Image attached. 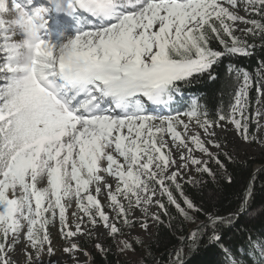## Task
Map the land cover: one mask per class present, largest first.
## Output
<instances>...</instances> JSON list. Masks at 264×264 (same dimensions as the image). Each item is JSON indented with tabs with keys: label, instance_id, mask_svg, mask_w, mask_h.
<instances>
[{
	"label": "snow or ice",
	"instance_id": "6c2138e0",
	"mask_svg": "<svg viewBox=\"0 0 264 264\" xmlns=\"http://www.w3.org/2000/svg\"><path fill=\"white\" fill-rule=\"evenodd\" d=\"M257 40L264 50V0H0V264H14L9 253L21 242L25 264H44L45 248L54 254L48 226L57 218L66 240L102 225L122 254L135 253L133 242L117 236L137 224L147 231L149 220L164 224L168 206L195 227L167 264H186L202 245L220 248L224 264H264V235L236 249L223 243L224 230L249 210L251 184L237 210L221 215L198 206L179 182L193 168L215 180L210 162L227 175L206 146L221 144L192 132L193 121L208 137L227 121L245 142L255 141L248 126L264 119V59L252 73L233 58H251ZM225 61L227 111L211 121L196 95L182 110L185 90L217 81ZM252 103L259 107L250 114ZM73 203L75 230L67 219ZM153 206L160 211L150 212ZM63 251L75 259L82 249L71 243Z\"/></svg>",
	"mask_w": 264,
	"mask_h": 264
},
{
	"label": "trees",
	"instance_id": "16d2710c",
	"mask_svg": "<svg viewBox=\"0 0 264 264\" xmlns=\"http://www.w3.org/2000/svg\"><path fill=\"white\" fill-rule=\"evenodd\" d=\"M255 43L257 44L256 52L251 58H233L234 63L252 73H255L258 61L264 59V50L261 49L259 40ZM213 47H218V45L213 42ZM227 64L228 61H225V64L217 67V81H201L194 87L186 89L183 108L187 107L189 97L196 95L200 98V102L206 106L208 118L213 122L218 121V110L223 108L227 111L231 98L229 91H225L223 96L221 95ZM250 97L252 101H255V87L250 93ZM254 106L255 103H252L249 108L250 114L253 113ZM217 153L225 164L227 175L222 170H218L214 162H210V168L216 172L215 180L207 174L199 173L196 179L198 183L195 186L187 182L182 184L185 193L198 206L202 205L221 215L236 211L246 189L250 184L252 185V197L249 201L248 212L240 216L235 226L231 229H225L222 233L223 243L236 249L245 242L246 237L257 238L264 235V157L242 162L237 160L230 151L221 149ZM228 157L231 159L229 160ZM228 176L231 177V183H228ZM253 177H255L254 180ZM176 195L179 197L178 193ZM159 211L158 209L157 212ZM168 211L169 216L161 214L164 224L157 225L154 223L151 240L148 243L140 246L135 245V241H133L136 247L135 253L140 254L137 262L122 260L117 244L110 236L102 244L105 249H108L106 255L98 252L91 236L78 245L84 251L90 248L89 264H167L168 254L180 245V237H187L189 231L195 227L192 224L182 223L175 208L168 206ZM203 218V216L200 217V219ZM169 223L172 227L168 226ZM149 248L151 255L148 254ZM187 251L185 248L186 253ZM186 264H224V256L220 248L202 245L198 251L186 255Z\"/></svg>",
	"mask_w": 264,
	"mask_h": 264
},
{
	"label": "rangeland",
	"instance_id": "374dc122",
	"mask_svg": "<svg viewBox=\"0 0 264 264\" xmlns=\"http://www.w3.org/2000/svg\"><path fill=\"white\" fill-rule=\"evenodd\" d=\"M240 15H244V12L241 11ZM239 27L243 28L244 25H239ZM236 35L243 37L244 34L241 33L240 31H237ZM261 103L264 104V96H261ZM257 107H259V105L255 104L253 112ZM182 110H186V108H183ZM182 119H185L187 121V117H182ZM218 125L219 126L214 124V127L210 129V131L215 132V135L212 137L206 136L203 130L196 126L195 121L191 123L190 128L192 132L199 133L201 139L204 140L205 142H207L209 139H212L215 140L217 143L221 144L222 146L221 149L230 151L232 155L239 161L246 162L248 160L261 159L264 157V119L260 120L259 128L257 127V124L252 122L250 119L248 126L249 135L250 137H255V141H252L250 139L248 142H245L242 139L241 135L238 134V132L236 131L234 125L228 123L227 121H218ZM206 146H208L210 151L213 153H217L219 150H221V149L213 148L211 147L210 144L207 143ZM179 155L180 153L177 150L173 149V156L174 158H176L178 163H179ZM194 155L202 160L207 159L206 156H204L202 153L198 151L194 152ZM198 175L199 173L196 172L195 169L193 168L190 172L186 173L185 179L179 182L182 184L183 182H186L189 177L196 180L198 178ZM109 182L114 184V181H112L111 179L109 180ZM99 199L101 200V203L105 205V211L110 215V218L114 217L115 213H113L107 207L106 196L102 193ZM149 211L157 212L158 208L156 206H153L149 209ZM73 212H77L74 203L67 210V219L71 229L75 230V224H74L75 217L72 215ZM80 215L83 214L80 213ZM136 216L140 217L142 216V213L139 210H137ZM86 219L87 218L85 217V221ZM119 226L120 225H118V227ZM153 227H154V223L151 220H149V228L147 231L141 229L139 227V224L133 229L123 228V232L126 235L124 237L118 235L116 239L117 240L128 239L130 242L141 240L143 241V244H146L151 240ZM48 231L51 238V242H52L51 247L54 250V254L49 256L47 254V249L45 248V251L41 256V260L44 262V264H49V262H51V264H77V261H79V264H89L88 262L90 256V248H88L85 251L82 250L76 252L75 259H73L72 255H70L69 253H65L63 249L65 247H70L71 243L78 244L80 242H84L86 238L89 237V235H87L89 231L91 232V237L95 245L97 243L102 245L109 238L107 229L103 228L102 225H97L96 228L86 227L85 235H78L72 237L71 240H66L62 238L58 218L54 223L48 226ZM129 233L130 235H128ZM24 248H25V244L24 242H21L20 244L16 245L15 251L9 253V256L11 257L14 264H25L26 255L24 254ZM28 250L31 251V249ZM85 252L88 253V255H85ZM120 257L122 260H130L132 262H137L140 257V254L131 253V252L122 254L120 252Z\"/></svg>",
	"mask_w": 264,
	"mask_h": 264
}]
</instances>
